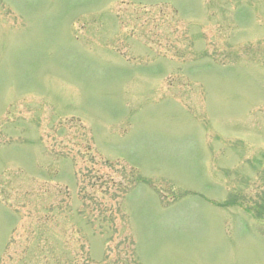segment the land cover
<instances>
[{
  "label": "rangeland",
  "instance_id": "374dc122",
  "mask_svg": "<svg viewBox=\"0 0 264 264\" xmlns=\"http://www.w3.org/2000/svg\"><path fill=\"white\" fill-rule=\"evenodd\" d=\"M0 264H264V0H0Z\"/></svg>",
  "mask_w": 264,
  "mask_h": 264
}]
</instances>
